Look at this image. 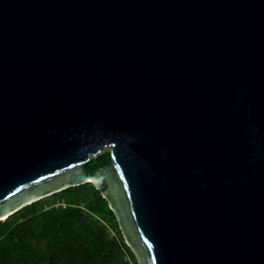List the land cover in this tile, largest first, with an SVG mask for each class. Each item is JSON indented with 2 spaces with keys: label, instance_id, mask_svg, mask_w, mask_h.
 <instances>
[{
  "label": "water",
  "instance_id": "1",
  "mask_svg": "<svg viewBox=\"0 0 264 264\" xmlns=\"http://www.w3.org/2000/svg\"><path fill=\"white\" fill-rule=\"evenodd\" d=\"M87 182L138 264H264V0H0V220Z\"/></svg>",
  "mask_w": 264,
  "mask_h": 264
},
{
  "label": "trees",
  "instance_id": "2",
  "mask_svg": "<svg viewBox=\"0 0 264 264\" xmlns=\"http://www.w3.org/2000/svg\"><path fill=\"white\" fill-rule=\"evenodd\" d=\"M110 150L86 164L94 173ZM0 264H138L118 218L87 182L38 199L0 220Z\"/></svg>",
  "mask_w": 264,
  "mask_h": 264
},
{
  "label": "rangeland",
  "instance_id": "3",
  "mask_svg": "<svg viewBox=\"0 0 264 264\" xmlns=\"http://www.w3.org/2000/svg\"><path fill=\"white\" fill-rule=\"evenodd\" d=\"M107 150H111V147L110 146H107V147L103 148L100 153H102L104 151H107Z\"/></svg>",
  "mask_w": 264,
  "mask_h": 264
}]
</instances>
